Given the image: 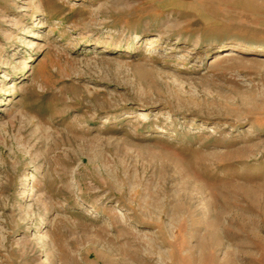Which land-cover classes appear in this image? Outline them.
I'll list each match as a JSON object with an SVG mask.
<instances>
[{
    "label": "rangeland",
    "instance_id": "rangeland-1",
    "mask_svg": "<svg viewBox=\"0 0 264 264\" xmlns=\"http://www.w3.org/2000/svg\"><path fill=\"white\" fill-rule=\"evenodd\" d=\"M0 264H264V0H0Z\"/></svg>",
    "mask_w": 264,
    "mask_h": 264
},
{
    "label": "bare ground",
    "instance_id": "bare-ground-1",
    "mask_svg": "<svg viewBox=\"0 0 264 264\" xmlns=\"http://www.w3.org/2000/svg\"><path fill=\"white\" fill-rule=\"evenodd\" d=\"M244 194H246L247 196L251 197V198H256L255 196L257 195V192H255V190L253 189H245V188H241L240 189Z\"/></svg>",
    "mask_w": 264,
    "mask_h": 264
}]
</instances>
